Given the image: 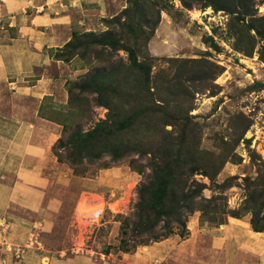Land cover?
I'll return each mask as SVG.
<instances>
[{"label":"rangeland","instance_id":"374dc122","mask_svg":"<svg viewBox=\"0 0 264 264\" xmlns=\"http://www.w3.org/2000/svg\"><path fill=\"white\" fill-rule=\"evenodd\" d=\"M86 23L53 52L55 60L68 65L69 103L66 113L49 114L62 126L54 147L101 125L105 131L89 156L70 146L57 148L61 161L70 168L74 163L71 169L78 176L126 167L139 179L129 187L124 213H103L107 224L97 235L100 249L123 252L124 246L133 252L153 244V233L165 234L164 218L146 231L141 225L146 215L138 211L140 204L146 209L151 165L159 160L179 164L182 177L190 168L201 169L190 179L204 183V197L215 200L203 203L206 209L239 210L250 196L259 195L263 221L264 0H116L108 15ZM131 52L150 70L149 86L146 74L134 70ZM72 206L69 199L64 226ZM217 215L213 223L205 222L195 211L188 222L197 217L200 224L218 227L232 218ZM122 216L130 218L127 224ZM244 218L251 225L252 215ZM111 231L115 241L109 246ZM61 237L56 235L54 248L67 245Z\"/></svg>","mask_w":264,"mask_h":264},{"label":"crops","instance_id":"0c3cea01","mask_svg":"<svg viewBox=\"0 0 264 264\" xmlns=\"http://www.w3.org/2000/svg\"><path fill=\"white\" fill-rule=\"evenodd\" d=\"M115 1L0 0V264H264V233L245 218L209 227L194 217L185 239L174 234L131 253L100 249L103 213H124L139 179L126 167L74 174L53 153L62 126L49 114L69 109L68 65L53 52ZM60 234L67 245L54 248Z\"/></svg>","mask_w":264,"mask_h":264},{"label":"trees","instance_id":"16d2710c","mask_svg":"<svg viewBox=\"0 0 264 264\" xmlns=\"http://www.w3.org/2000/svg\"><path fill=\"white\" fill-rule=\"evenodd\" d=\"M104 43H109L112 47H114L116 41L114 42L111 40H104L102 41V44ZM83 45L85 47L93 46L87 42H85ZM131 61L132 66L137 73L146 74V85L149 86L151 82L150 70H146L144 65L138 62L137 57H135L133 52H131ZM108 121V123H111V119ZM104 125L108 124L105 123ZM99 127H101V125L98 126V128L96 127L95 129H93L92 131L79 134L76 138H73L72 141H69L68 143H62V141H59V146L54 147V153L58 157V160L62 162L57 148L61 150L70 146L75 149L80 155H88V152L91 151L95 145L100 143L101 135L105 131L99 130ZM71 166L72 169H75L74 163H71ZM183 168L186 167L183 166ZM178 169H181V166L179 164L175 162L169 163L163 160L156 161V163L151 165L152 176L149 179V186H146V209L144 210L143 204H140V208H138V211L140 213L143 212L146 215L145 220L140 218L141 225L145 226L146 231L152 230L159 218H164L163 222L166 232L165 234H161L159 236L153 233L151 238L154 243L158 242L157 239L159 237H162V239H167L174 234H178L182 239H185L189 235V231L187 229L188 218L195 211H200L202 213V218L206 219L205 222L208 221L211 223L216 220L218 216L217 214H228L232 218L238 219L242 218L244 214H251L252 229L256 232L264 233V220L262 221L258 218L257 201L261 199L259 195L257 197L253 195L250 196L239 210H226L223 207L216 205L214 207L211 206L206 209V207H204L202 204L205 203L212 205L215 203V200L213 198L207 199L204 197L203 191L206 188L204 183H200L196 180L190 179L191 176L193 177L194 175H197V173L201 172V169H199L198 167H194V169H188V177L180 176L177 173ZM210 214L213 215L210 216ZM122 217L127 224L130 218L126 216ZM200 222L202 221L200 220ZM218 225H223V223L219 222ZM123 234H125L124 231H122V235ZM120 250L124 253L132 252L126 249V247L124 246Z\"/></svg>","mask_w":264,"mask_h":264},{"label":"built area","instance_id":"2783aa9c","mask_svg":"<svg viewBox=\"0 0 264 264\" xmlns=\"http://www.w3.org/2000/svg\"><path fill=\"white\" fill-rule=\"evenodd\" d=\"M23 254H24V250L21 249V248H16V249L14 250V255H15V257H16L17 259H21L22 256H23Z\"/></svg>","mask_w":264,"mask_h":264}]
</instances>
